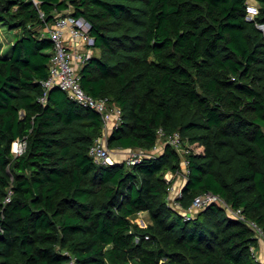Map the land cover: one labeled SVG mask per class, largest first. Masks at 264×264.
<instances>
[{
  "label": "trees",
  "instance_id": "obj_1",
  "mask_svg": "<svg viewBox=\"0 0 264 264\" xmlns=\"http://www.w3.org/2000/svg\"><path fill=\"white\" fill-rule=\"evenodd\" d=\"M38 1L0 0L11 35L0 38V264H264L250 251L254 230L219 203L189 221L181 213L211 192L264 234V34L245 19L247 0ZM58 14L91 25L98 53L79 83L121 111L110 150L150 151L159 129L180 135V210L165 174L183 153L167 144L132 165L97 164L100 114L58 87L39 100L53 55L43 28ZM17 139L26 144L15 156Z\"/></svg>",
  "mask_w": 264,
  "mask_h": 264
},
{
  "label": "built area",
  "instance_id": "obj_2",
  "mask_svg": "<svg viewBox=\"0 0 264 264\" xmlns=\"http://www.w3.org/2000/svg\"><path fill=\"white\" fill-rule=\"evenodd\" d=\"M35 7H39L38 0H31ZM258 5L254 0H247L245 7V19L255 23V26L264 34V22L257 21ZM40 16L43 17V13L40 12ZM91 25L82 17H73L71 15L58 14L57 18L52 24H46L44 26V33L53 42V55L50 59L49 76L43 81L45 93L39 100L44 103L46 100L47 91L50 88L58 87L63 90L69 99L73 100L77 104L96 111L100 114L102 119V132L95 138L94 142L89 148V155L93 158L97 164H111L116 160L111 157V150L107 147V138L121 123V111L115 106L109 104L107 98H95L87 94L79 83V69L80 67L94 54V38L90 35ZM158 139L155 147L150 151H142L139 149H130L127 151L128 155L123 160L127 164H135L143 157L152 156L158 152L159 145L162 142V148L170 144L181 152V169L175 174L167 172L165 179L172 183L169 186V205L177 210H180L179 203L176 201L177 197H170V193L173 190L174 177L181 178L184 182L189 174L188 159L184 155L185 151L182 147V141L178 133L166 135L162 129L158 130ZM25 141L17 139L12 143L11 152L13 155H20L25 148ZM161 147V146H160ZM161 148V149H162ZM186 154V153H185ZM11 191L5 198V201H10ZM211 203H219L233 218L242 220L251 227L258 241H261L260 237H264V234L260 227L253 221H248L243 215L240 208H232L225 201H223L218 195L211 192H205L197 195L187 211H181L185 221L192 220L196 213L205 208ZM138 214L135 221L140 226H146L144 219ZM148 238V236H146ZM258 248L252 246L250 251L256 261H261L258 254ZM65 254H68L65 252ZM68 264H75V257L70 256Z\"/></svg>",
  "mask_w": 264,
  "mask_h": 264
},
{
  "label": "crops",
  "instance_id": "obj_3",
  "mask_svg": "<svg viewBox=\"0 0 264 264\" xmlns=\"http://www.w3.org/2000/svg\"><path fill=\"white\" fill-rule=\"evenodd\" d=\"M97 51V50H96ZM94 53L96 54L95 50H94ZM130 149H112L111 150V157L113 159H115L116 161H120L121 159L119 158L120 155L124 154L125 152L129 151ZM163 150V148L161 150H159L158 152L160 153L161 151ZM157 154V153H156ZM184 181L179 178V177H174L173 179V190L172 192L170 193V197H176L179 195V193L181 192L182 190V187L184 186ZM141 217L143 216H146L145 213H141L140 215ZM142 217V218H143Z\"/></svg>",
  "mask_w": 264,
  "mask_h": 264
},
{
  "label": "rangeland",
  "instance_id": "obj_4",
  "mask_svg": "<svg viewBox=\"0 0 264 264\" xmlns=\"http://www.w3.org/2000/svg\"><path fill=\"white\" fill-rule=\"evenodd\" d=\"M5 32H6V33H4L3 30L0 31V38L3 40V43H1V46H2V47L4 46V44H5V45L8 44V43H7V40L9 41L8 38H9V36H11L7 31H5ZM95 52L98 53V51H96V50H95ZM160 146H161V147H160ZM158 147H159V149L161 150V148H162V142H161V144H160ZM126 155H128L127 152H125L124 154L120 155L119 158H120L121 160H123V159L126 157ZM172 180H173V179H172ZM142 217H143V216H142ZM143 219H144L145 222L148 221V219H147L146 216H144ZM260 238H261V241L259 242L258 254H259V256H260V259L264 262V237H260Z\"/></svg>",
  "mask_w": 264,
  "mask_h": 264
}]
</instances>
